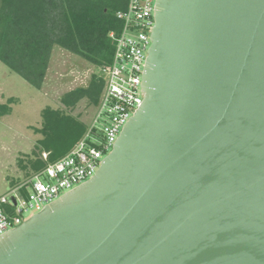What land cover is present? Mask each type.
Segmentation results:
<instances>
[{"label": "water", "instance_id": "1", "mask_svg": "<svg viewBox=\"0 0 264 264\" xmlns=\"http://www.w3.org/2000/svg\"><path fill=\"white\" fill-rule=\"evenodd\" d=\"M144 98L0 264H264V0H156Z\"/></svg>", "mask_w": 264, "mask_h": 264}, {"label": "trees", "instance_id": "2", "mask_svg": "<svg viewBox=\"0 0 264 264\" xmlns=\"http://www.w3.org/2000/svg\"><path fill=\"white\" fill-rule=\"evenodd\" d=\"M128 0H0V63L35 90L45 82L53 49L75 55L94 68L110 63L114 47L108 33L120 28L115 13ZM103 80L95 74L87 84L60 97L62 108L41 111V138L33 146L24 169L33 173L66 155L86 130V122L72 114L79 103L95 108ZM12 102L10 100L8 103ZM0 104V117L8 115Z\"/></svg>", "mask_w": 264, "mask_h": 264}, {"label": "built area", "instance_id": "3", "mask_svg": "<svg viewBox=\"0 0 264 264\" xmlns=\"http://www.w3.org/2000/svg\"><path fill=\"white\" fill-rule=\"evenodd\" d=\"M155 1L128 0L126 8L115 13L120 28L108 33L114 47L112 59L90 74L100 77L104 86L83 136L55 162L47 163V154H42L46 165L0 196V236L90 180L110 154L123 126L144 98L140 84L151 44Z\"/></svg>", "mask_w": 264, "mask_h": 264}, {"label": "rangeland", "instance_id": "4", "mask_svg": "<svg viewBox=\"0 0 264 264\" xmlns=\"http://www.w3.org/2000/svg\"><path fill=\"white\" fill-rule=\"evenodd\" d=\"M95 71L81 58L54 48L45 82L40 90H35L0 63V104L10 108L8 115L0 117V196L35 174L24 167L35 142L41 138L37 133L41 111L46 107L62 108L60 97L86 85ZM94 111L81 102L72 114L88 124Z\"/></svg>", "mask_w": 264, "mask_h": 264}]
</instances>
